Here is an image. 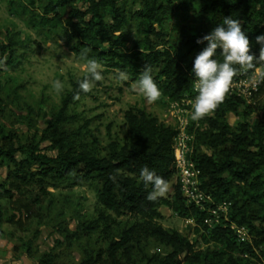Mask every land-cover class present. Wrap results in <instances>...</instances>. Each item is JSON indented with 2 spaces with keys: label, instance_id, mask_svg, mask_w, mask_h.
Returning <instances> with one entry per match:
<instances>
[{
  "label": "trees",
  "instance_id": "1",
  "mask_svg": "<svg viewBox=\"0 0 264 264\" xmlns=\"http://www.w3.org/2000/svg\"><path fill=\"white\" fill-rule=\"evenodd\" d=\"M78 2L84 5H76ZM134 3L135 10L127 7L126 0H8L9 9L17 18L38 32L45 31L48 38L59 36L84 63L95 59L106 69L124 72L129 82H137L144 69H150L161 91L159 99L165 104L196 96L191 68L195 55L207 44V41L197 43V39L222 23L224 16L240 20L250 40V51L257 57L260 54L256 37L264 33V0H134ZM174 14L178 23L172 26L175 34L171 36L163 25ZM131 21L135 30L129 39L123 29ZM20 44L13 40L0 43V72L19 66L15 47ZM216 58L222 59L219 49ZM258 66H264V61ZM241 72L238 69L233 79ZM84 76L70 80L71 87L63 95L58 112L38 138L32 135L22 143L17 141L16 133L0 125V166L7 167L10 185L20 191L22 186L29 185L43 190L48 185L69 187L91 182L100 211L98 219L85 229L94 231L102 227L108 236L115 228L119 233L116 238H107V246L93 258L86 255L85 264H139V259L133 258V248L141 238H152L164 247L162 254L143 256V264H261L264 121L231 126L226 115L236 111L240 101L236 96L224 98L211 115L200 120L203 126L195 129L192 152L187 157L200 172V188L215 204H230L227 220L221 217L218 224L210 227L211 213L188 204L178 181L171 196L162 195L154 201L146 198L152 187L141 181L142 167L154 170L167 184L176 176L174 126L144 109L131 107L123 115L127 129L123 144L110 142L105 155L75 146L73 133L65 131L62 125L69 105L78 96L89 93L78 87ZM44 141L49 143L46 149L53 153L42 152L40 145ZM12 196L9 189L0 192V200ZM162 207L184 220H192L195 232L202 231L204 242L219 248L198 249L186 235L162 227L158 222ZM122 216L133 218V224L120 227L117 218ZM13 219L5 216L0 203V236L4 223ZM231 223L247 228L249 239L238 240L230 229Z\"/></svg>",
  "mask_w": 264,
  "mask_h": 264
},
{
  "label": "rangeland",
  "instance_id": "2",
  "mask_svg": "<svg viewBox=\"0 0 264 264\" xmlns=\"http://www.w3.org/2000/svg\"><path fill=\"white\" fill-rule=\"evenodd\" d=\"M126 1L127 7L136 9L134 0ZM76 5L84 4L78 2ZM177 23L178 16L174 14L165 21L163 28L173 36L175 31L172 26ZM134 30L135 23L131 21L123 32L131 39ZM46 36L45 31L38 32L17 18L9 9L8 0H0V43L7 44L10 40L22 43L15 47L19 66L0 72V125L6 131L16 133L17 141L22 143L32 135H37V138L41 135L48 121L58 112L63 95L71 87L70 80L86 74L87 63L72 54L64 40L59 36ZM130 43L128 41L127 45ZM261 69L264 66H258L253 71ZM101 70L104 78L95 82L87 95L78 96L68 107L62 128L73 133L75 146L105 155L110 142L123 144L127 139L123 115L131 107L144 109L165 124L176 126V113L171 114L170 107L159 97L155 101H148L134 87L137 82H129L128 79L121 81L115 70L103 66ZM251 73L242 71L239 75L245 78ZM57 80L63 84L61 91L53 86ZM236 96L240 98L236 111L226 115L231 126L236 127L240 122L264 121V83L258 84L255 91L249 85L247 89L238 86L228 89L224 98ZM191 105H181L180 108L190 112ZM195 123L203 126L200 120H190V131ZM48 145L47 141L41 143L42 152L53 153L46 149ZM202 150L211 152L205 148ZM260 173L264 177V171ZM175 182L176 176L167 184L168 190L163 196L172 195ZM3 189H9L13 196L2 198L0 203L5 216H13L14 219L3 225L0 264H85L86 255L93 258L107 246V238H116L119 233L115 228L108 236L102 227L94 231L85 229L88 223L98 219L100 211L89 181L69 187L65 184L48 185L43 190L29 185L17 191L10 185L7 167L0 166V192ZM160 210L162 218L158 222L165 229L186 235L198 249L219 248L218 245L204 242L202 231L195 232L196 224L193 221L187 223L167 207ZM110 216L115 218L112 214ZM117 220L120 227H128L134 222L129 216ZM163 252V245L154 239L141 238L133 248V258L143 264V256ZM259 261L264 264V257L260 256Z\"/></svg>",
  "mask_w": 264,
  "mask_h": 264
},
{
  "label": "clouds",
  "instance_id": "3",
  "mask_svg": "<svg viewBox=\"0 0 264 264\" xmlns=\"http://www.w3.org/2000/svg\"><path fill=\"white\" fill-rule=\"evenodd\" d=\"M205 41L207 44L195 55L191 68L197 93L191 105L190 115L193 121H199L214 112L223 101L238 69L245 72L255 70L256 65L264 61V33L256 37L257 43L261 46L257 57L250 51V40L240 20L231 16H224L222 23L197 39V43ZM218 49L222 59L216 58ZM103 78L99 62L89 59L86 64V74L78 81L79 90L88 93L95 82ZM118 78L121 81L128 79L124 72L119 73ZM253 82L264 83V69L253 71ZM53 86L57 91L63 89V84L59 80L54 81ZM134 87L148 101H155L161 94L151 70L147 68L144 69ZM139 175L146 187L149 185L152 187V191L148 192L146 197L148 200L154 201L167 192V182L154 170L144 166Z\"/></svg>",
  "mask_w": 264,
  "mask_h": 264
},
{
  "label": "built area",
  "instance_id": "4",
  "mask_svg": "<svg viewBox=\"0 0 264 264\" xmlns=\"http://www.w3.org/2000/svg\"><path fill=\"white\" fill-rule=\"evenodd\" d=\"M248 85L252 90H257L258 84L253 82V74L245 78L243 75H239L238 78L230 84L229 89L237 88V86L243 88L246 87L247 89ZM194 98H184L180 102H167V105L170 107L169 112L171 114L176 113L177 116V124L174 126L177 131L174 140L176 181L180 183L181 191L188 204H192L201 210L206 209L211 213L212 219L208 220V224L212 227L221 221V217L227 220L230 204L226 202L215 204L211 196L200 188V172L187 157L192 152L191 144L194 140L195 129L199 125L198 123H195L193 130L190 131L189 123L190 120H192L190 115L191 111L188 112L186 109L180 108V106L191 105ZM185 221L188 223L192 220L185 219ZM230 229L235 233L238 240L246 241L249 239L248 230L244 226H238L235 223H231Z\"/></svg>",
  "mask_w": 264,
  "mask_h": 264
}]
</instances>
